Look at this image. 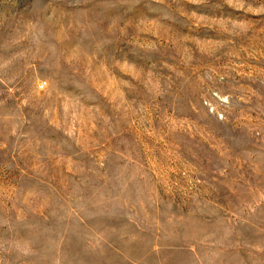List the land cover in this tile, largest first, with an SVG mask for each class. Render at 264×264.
<instances>
[{
	"label": "rangeland",
	"instance_id": "374dc122",
	"mask_svg": "<svg viewBox=\"0 0 264 264\" xmlns=\"http://www.w3.org/2000/svg\"><path fill=\"white\" fill-rule=\"evenodd\" d=\"M0 264H264V0H0Z\"/></svg>",
	"mask_w": 264,
	"mask_h": 264
}]
</instances>
